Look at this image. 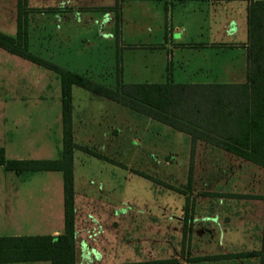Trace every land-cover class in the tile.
Returning <instances> with one entry per match:
<instances>
[{"label":"crops","instance_id":"crops-1","mask_svg":"<svg viewBox=\"0 0 264 264\" xmlns=\"http://www.w3.org/2000/svg\"><path fill=\"white\" fill-rule=\"evenodd\" d=\"M258 1L264 0H25L21 25L28 45L33 39L28 30L52 20L55 34L38 35L47 45H53L54 38L69 40L67 32L81 25V30H100L98 40L112 38L108 44L117 51L129 45L155 47L158 59L152 57L129 78L124 79L116 58V84L248 83V20ZM129 2L139 8L132 9L131 29L163 31L162 38L114 43L109 30L120 29L123 4ZM137 12L145 13V20L138 19ZM12 70L7 69L8 77ZM14 87L8 86L7 92L14 94ZM77 87L71 89L73 141L91 152L73 150L74 264H264V166L201 140L195 147L203 143L224 153H195L189 134L105 97L94 104L76 102V93L86 94ZM7 99L1 105L0 128L6 157L54 159L62 136L57 124L53 141L50 118L27 128L25 103ZM263 124V119L255 123ZM34 126L41 129L32 130ZM161 132L187 140L188 152L170 153L157 163L153 139ZM97 133L104 136L108 152L84 144L83 139L95 140ZM124 134L136 140L134 149L124 144ZM125 153H130L125 155L127 163ZM76 154L108 166L77 167ZM63 231L62 172L7 171L0 181V236L56 237Z\"/></svg>","mask_w":264,"mask_h":264},{"label":"trees","instance_id":"trees-1","mask_svg":"<svg viewBox=\"0 0 264 264\" xmlns=\"http://www.w3.org/2000/svg\"><path fill=\"white\" fill-rule=\"evenodd\" d=\"M248 23V83L117 82L111 88L32 53L28 49L27 32L21 25L19 9L16 35L0 32V48L58 74L61 149L59 157L54 159H9L0 147V167L16 174L61 171L64 231L56 237L0 236V263L47 259L51 264H74L73 150L91 151L73 141L72 86L118 102L189 134L191 151L196 141L201 140L264 166V124L255 125L258 119L264 120V1H258L250 8Z\"/></svg>","mask_w":264,"mask_h":264},{"label":"rangeland","instance_id":"rangeland-1","mask_svg":"<svg viewBox=\"0 0 264 264\" xmlns=\"http://www.w3.org/2000/svg\"><path fill=\"white\" fill-rule=\"evenodd\" d=\"M135 4L137 3L129 2L128 4H123V14L121 16L120 29H114L113 31L109 30V32H114L115 34L114 43H117L118 40H121L123 43L129 45L133 42H153L163 37V31L131 29V17L134 15V11L132 9H138L139 11V8ZM24 5L25 0H0V32L10 36L15 35V27L18 24V12L19 9L23 8ZM132 5H135L136 7H132ZM135 15L137 17H142L145 20V13L140 14L137 12ZM52 23L53 21L50 20L43 28L40 25L39 29L28 30V33L31 34V37L33 38L30 42L31 45H28V49L40 57L50 58L52 62L62 67L68 68L80 74H84L91 79L101 82L111 88L115 87V77L119 72L116 58H119L121 62L120 67L122 66V70L124 72L123 77L125 79L132 75L134 69L137 68L139 70L142 67L145 68L146 62L152 57L155 59H158L159 57V52L153 50L155 48L154 46L141 45L139 47H133L129 45L117 51L116 45L112 47L110 44H108V42H111L112 38L105 37L103 40H98L99 38L96 37V33L101 32L100 30H81V25H75L70 31H66L69 34V40L63 38H54L52 40L54 44L47 45L46 43L48 40L40 41L38 39V35L41 33H44L45 35L50 33L55 34V24L52 25ZM63 32H65V30H63ZM36 36L38 37L35 38ZM175 36L176 35L174 34L173 37ZM40 43H45L46 45L42 46ZM113 48L115 53H113ZM17 61H21V66H18ZM8 68H13L12 72L9 74V77L6 73ZM8 86H15L14 88H16V92H14V94L8 93ZM75 89H79L77 91H85L84 93H86L84 94V97H81L76 93V102L94 104L97 101H106L105 98L87 90H83L81 87H77ZM89 95L91 98L88 97ZM8 97H10L11 100L25 103L26 110L24 111V117L26 121L24 123L26 124L27 128L31 123H38L40 119H45L46 117L50 118L51 121H49V124L52 126H49V129L52 130L53 141L56 139L54 135L55 123L57 124L56 127H59L61 130L60 81L57 73L39 65H35L0 48V128L2 127L4 117V111L1 109V105L6 100H8ZM125 124L126 123H124V129ZM31 129L39 130L41 128L34 126L31 127ZM175 133L178 134L177 132ZM162 134L164 135L163 132L156 133L153 139L155 159L157 163L160 160H164V157L170 153L188 152L189 145L187 140L184 141L182 137L179 138L172 135L168 137L166 135L163 136ZM1 135L2 134L0 133V146L2 144ZM96 135H98V137L95 140L90 139L89 137L83 139L85 142L84 144L91 149L94 148L95 151L99 153L108 152V149L106 148L107 142L102 139L104 136L102 137L101 134L99 135L98 133ZM125 135L126 134H124L123 138L124 144L129 147V150L134 149V144H137L135 142L136 140L133 141L131 134L128 135V137ZM139 144L143 145L144 149L146 148L144 141L139 142ZM60 149L61 143L59 145V150L55 151L56 149H54L53 151V156H55V158L59 157ZM125 149H127V147ZM125 151L127 152V150ZM76 153L84 152L77 151ZM195 153L224 152L209 145L197 143L195 147ZM128 154L130 153L124 154L123 159L125 163H127V157L125 155ZM39 159H42V157ZM75 163L77 167L108 166L107 164L98 162L96 158H92V160L87 161L83 154L75 155ZM5 173H7V171L0 167V181L3 180V175H5ZM134 179L141 181V183H147L141 178L138 179V177Z\"/></svg>","mask_w":264,"mask_h":264}]
</instances>
